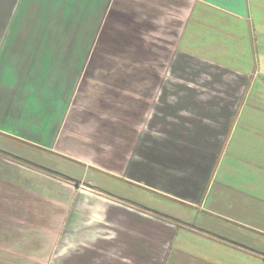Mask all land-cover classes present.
Returning a JSON list of instances; mask_svg holds the SVG:
<instances>
[{
	"label": "crops",
	"instance_id": "crops-1",
	"mask_svg": "<svg viewBox=\"0 0 264 264\" xmlns=\"http://www.w3.org/2000/svg\"><path fill=\"white\" fill-rule=\"evenodd\" d=\"M0 138V264H264V0H0Z\"/></svg>",
	"mask_w": 264,
	"mask_h": 264
},
{
	"label": "rangeland",
	"instance_id": "rangeland-1",
	"mask_svg": "<svg viewBox=\"0 0 264 264\" xmlns=\"http://www.w3.org/2000/svg\"><path fill=\"white\" fill-rule=\"evenodd\" d=\"M0 141H3V143L6 144L7 146H10L11 144H13L8 139H4V138H0ZM31 155H32V153H31ZM68 177H70V176H68ZM105 177L106 176H102L101 178H105ZM104 180H108V179H104ZM118 185H121V184H118ZM114 188H115L114 190H116V191H109V189H107V188H105V187L102 186V189H104V190H106L108 192H111V193L118 192V193H114V194H116V195H118V196H120L122 198H126V199H129V200H133V201H136V202H140L139 199H132V198L130 199V197L126 196L124 194V192L119 193V191H121V190L124 191V188H122L121 186H119V187L114 186ZM127 188H129V190H127L128 193H130V194L138 193L139 194L138 190H132L129 186H127ZM152 203H154V204L157 203L158 206H161L163 208H166V210H169V211H172V212H177V211L179 212V211H181L180 210L181 207H186V208L189 209L188 206H185L184 204H181V203L175 202V201L169 202L167 200H164V201L162 200L161 202L160 201H152ZM227 223H229V222H227ZM247 231H249V230H247ZM252 234L253 235H251V238H250L251 241L254 244H256L258 247H260V250H264V231H260V232H256L255 231V232H252Z\"/></svg>",
	"mask_w": 264,
	"mask_h": 264
},
{
	"label": "water",
	"instance_id": "water-1",
	"mask_svg": "<svg viewBox=\"0 0 264 264\" xmlns=\"http://www.w3.org/2000/svg\"><path fill=\"white\" fill-rule=\"evenodd\" d=\"M55 172V171H54ZM69 179H72L71 177H68ZM73 180H75L76 182H79V181H77L76 179H73Z\"/></svg>",
	"mask_w": 264,
	"mask_h": 264
},
{
	"label": "trees",
	"instance_id": "trees-1",
	"mask_svg": "<svg viewBox=\"0 0 264 264\" xmlns=\"http://www.w3.org/2000/svg\"><path fill=\"white\" fill-rule=\"evenodd\" d=\"M63 176H65V177H67V178H68V176H66V175H63Z\"/></svg>",
	"mask_w": 264,
	"mask_h": 264
}]
</instances>
